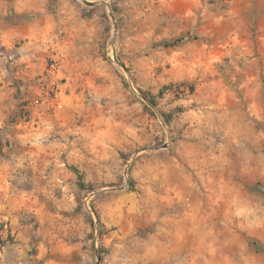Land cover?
Wrapping results in <instances>:
<instances>
[{
	"label": "rangeland",
	"instance_id": "1",
	"mask_svg": "<svg viewBox=\"0 0 264 264\" xmlns=\"http://www.w3.org/2000/svg\"><path fill=\"white\" fill-rule=\"evenodd\" d=\"M0 264H264V0H0Z\"/></svg>",
	"mask_w": 264,
	"mask_h": 264
},
{
	"label": "crops",
	"instance_id": "2",
	"mask_svg": "<svg viewBox=\"0 0 264 264\" xmlns=\"http://www.w3.org/2000/svg\"><path fill=\"white\" fill-rule=\"evenodd\" d=\"M4 95H0V102L3 100V97Z\"/></svg>",
	"mask_w": 264,
	"mask_h": 264
}]
</instances>
